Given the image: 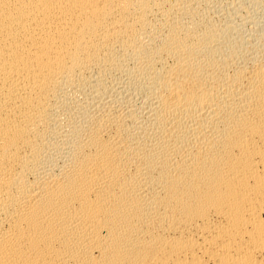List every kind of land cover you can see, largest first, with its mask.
Listing matches in <instances>:
<instances>
[{"label": "bare ground", "instance_id": "obj_1", "mask_svg": "<svg viewBox=\"0 0 264 264\" xmlns=\"http://www.w3.org/2000/svg\"><path fill=\"white\" fill-rule=\"evenodd\" d=\"M0 264H264V0H0Z\"/></svg>", "mask_w": 264, "mask_h": 264}]
</instances>
